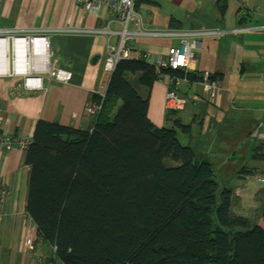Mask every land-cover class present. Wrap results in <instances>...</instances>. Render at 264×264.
I'll return each instance as SVG.
<instances>
[{"label": "trees", "instance_id": "obj_1", "mask_svg": "<svg viewBox=\"0 0 264 264\" xmlns=\"http://www.w3.org/2000/svg\"><path fill=\"white\" fill-rule=\"evenodd\" d=\"M156 81L146 60H121L104 96L90 95L101 103L90 131L35 124L24 164L36 237L57 264H264V211L261 227H231V190L177 139L190 126L148 119Z\"/></svg>", "mask_w": 264, "mask_h": 264}, {"label": "crops", "instance_id": "obj_2", "mask_svg": "<svg viewBox=\"0 0 264 264\" xmlns=\"http://www.w3.org/2000/svg\"><path fill=\"white\" fill-rule=\"evenodd\" d=\"M224 4L225 11L218 8ZM135 10L150 30L217 28L245 32L201 40L193 52L194 72L206 71L219 82L220 91L206 103L190 102L199 93L195 83H183L178 91L189 100L180 112L164 113L166 87L153 83L147 116L157 127H170L175 120L190 126L188 134L177 132L183 146L196 158L209 162L216 181L231 190L230 225L238 231L262 226L264 184L253 175L264 168L259 159L261 144L252 131L264 121V0H136ZM110 24L119 29L115 16L84 15L73 0H0V30L35 28H100ZM115 42L114 39L111 40ZM55 67L69 72L67 83L42 78V89L23 87L22 78L0 75V131L17 139H32L38 121L90 131L94 117L84 112L91 94L103 93L110 74L103 70L105 42L88 35L50 37ZM175 39L135 40L130 58L148 53L164 58ZM10 73V72H8ZM208 145V146H204ZM29 168L24 152L0 153V264H42L49 250L42 243L32 250L25 240L35 227L25 213ZM2 192L4 195H2Z\"/></svg>", "mask_w": 264, "mask_h": 264}, {"label": "built area", "instance_id": "obj_3", "mask_svg": "<svg viewBox=\"0 0 264 264\" xmlns=\"http://www.w3.org/2000/svg\"><path fill=\"white\" fill-rule=\"evenodd\" d=\"M74 4L84 15L100 17L105 13L115 16V22L119 29H111L110 24L100 28H35L0 30V75L11 74L21 77L23 87L29 90L42 89V78L67 83L71 79L69 72L55 67L51 58L50 37L55 35H88L100 37L105 42V57L102 62L103 70L111 74L116 64L121 60L130 59L132 45L135 40L146 39H175L177 46L170 47L164 58L156 56L151 59L148 53L141 54L142 58L153 65L158 75V80L166 87L164 96V113L171 115L184 110L189 100L179 93L178 88L183 83H188L185 75L192 73L191 66L194 62L193 52L199 46L201 40L221 37L225 34L245 32L248 29L238 28L231 31L217 28L198 29H174V30H150L147 29L135 10L136 0H73ZM252 30H264V25L254 27ZM114 39L115 42L111 40ZM168 71V72H163ZM169 71L182 73V77L171 75ZM10 72V73H8ZM198 78L195 85L199 93L194 95L190 102L206 104L212 101L220 91L219 82L212 80L209 72H194ZM104 93L98 94L100 97ZM101 103L89 100L84 112L94 117L99 113ZM252 137L262 145L264 155V121L252 131ZM30 140L17 139L2 134L0 131V153L10 151L24 152ZM255 178L264 183V168L253 174ZM2 195L4 193L2 192ZM5 219V213L0 210V224ZM36 235H29L25 240V246L32 250L35 245H40ZM46 261L43 257L37 260L42 264H57L55 261L56 247L50 244Z\"/></svg>", "mask_w": 264, "mask_h": 264}, {"label": "rangeland", "instance_id": "obj_4", "mask_svg": "<svg viewBox=\"0 0 264 264\" xmlns=\"http://www.w3.org/2000/svg\"><path fill=\"white\" fill-rule=\"evenodd\" d=\"M192 98V97H191ZM190 98V99H191ZM204 146H208V145H204ZM256 180L258 181V182H260V183H262V184H264L263 182H261V181H259L257 178H256ZM217 183L219 184V182L217 181ZM231 227L235 230L236 228L231 224ZM49 254V253H48Z\"/></svg>", "mask_w": 264, "mask_h": 264}, {"label": "water", "instance_id": "obj_5", "mask_svg": "<svg viewBox=\"0 0 264 264\" xmlns=\"http://www.w3.org/2000/svg\"><path fill=\"white\" fill-rule=\"evenodd\" d=\"M106 91V90H105ZM105 94V93H104Z\"/></svg>", "mask_w": 264, "mask_h": 264}]
</instances>
